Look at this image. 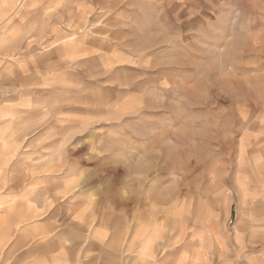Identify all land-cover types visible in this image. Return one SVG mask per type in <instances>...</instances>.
Masks as SVG:
<instances>
[{
    "label": "clouds",
    "instance_id": "obj_1",
    "mask_svg": "<svg viewBox=\"0 0 264 264\" xmlns=\"http://www.w3.org/2000/svg\"><path fill=\"white\" fill-rule=\"evenodd\" d=\"M0 264H264V0H0Z\"/></svg>",
    "mask_w": 264,
    "mask_h": 264
}]
</instances>
